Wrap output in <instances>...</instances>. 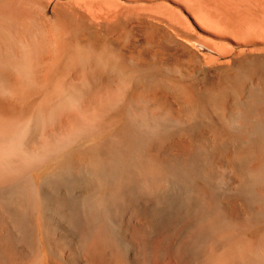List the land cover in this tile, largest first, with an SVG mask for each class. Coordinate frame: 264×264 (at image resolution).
<instances>
[{
	"label": "bare ground",
	"instance_id": "bare-ground-1",
	"mask_svg": "<svg viewBox=\"0 0 264 264\" xmlns=\"http://www.w3.org/2000/svg\"><path fill=\"white\" fill-rule=\"evenodd\" d=\"M0 264H264V0H0Z\"/></svg>",
	"mask_w": 264,
	"mask_h": 264
},
{
	"label": "rangeland",
	"instance_id": "rangeland-1",
	"mask_svg": "<svg viewBox=\"0 0 264 264\" xmlns=\"http://www.w3.org/2000/svg\"><path fill=\"white\" fill-rule=\"evenodd\" d=\"M197 33H199L197 31ZM197 48L200 52L205 53V54H212L214 57H218L219 53L215 50H213L212 48H210L208 45L206 44H199L197 45Z\"/></svg>",
	"mask_w": 264,
	"mask_h": 264
}]
</instances>
